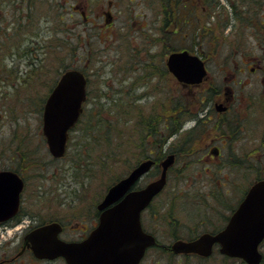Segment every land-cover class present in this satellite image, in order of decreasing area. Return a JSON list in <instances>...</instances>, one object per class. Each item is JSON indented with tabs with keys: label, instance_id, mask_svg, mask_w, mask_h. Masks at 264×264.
<instances>
[{
	"label": "rangeland",
	"instance_id": "374dc122",
	"mask_svg": "<svg viewBox=\"0 0 264 264\" xmlns=\"http://www.w3.org/2000/svg\"><path fill=\"white\" fill-rule=\"evenodd\" d=\"M111 1L114 3L115 21L108 25L105 11L110 10ZM153 1L157 3V0ZM19 6V15H14L13 0H0V170H15L17 163H22V167L24 164L26 189L35 194V206L44 217L73 212L77 196L79 216L95 209L114 180L126 175L128 166L141 159L144 150L140 145L153 141L154 133L147 131L154 124L155 128L161 125L154 117L164 112L163 125L167 124V115L171 114L168 112L170 96L176 93L175 89L186 103L189 98L183 95L198 94L204 85L185 87L168 74L158 75L153 82H157L160 90L157 87L154 96L130 102L119 96L127 91L124 78L135 62L146 64L147 69L160 67L173 45L186 46L207 58L210 78L222 83L224 76L231 77L233 73L238 76L236 65H240L239 58L230 54V48L256 45V41H261L264 36V33L256 36L255 30L250 29L238 34L237 24L233 25L235 22L221 31L220 26L227 19L226 12L220 14V21L216 20L219 27L215 33L206 38L207 29L199 30L201 35L198 36L194 34V24L187 23L183 24L186 28L182 30V33L186 30V34H172L170 29L176 27L160 28L163 15L152 6L151 0H79V11L76 0H30ZM81 9H84L87 20ZM203 20L202 15L200 22ZM37 41L48 44V48H42L41 44L36 48ZM36 58L40 59L37 67L33 63ZM227 58L229 63L225 64ZM68 67H83L92 79L91 100L85 103L87 110L82 116V124L92 127L100 118L106 131H110L101 135L100 131L94 130L97 143L93 157L87 158V153L81 157L78 155L77 163L71 154L77 149L78 139L82 148L85 147L82 130L71 131L70 154L60 159L51 155L43 133L46 98ZM246 74L248 72L239 76ZM197 108L196 105L194 111ZM192 115L191 112L185 115L186 121L204 113ZM209 115L204 116L205 131L197 141L207 136L203 143L208 142L218 132L208 125L212 123L210 118H214ZM194 123L190 121L186 125ZM90 138L95 140L92 136ZM82 148H79L80 154ZM202 148L191 156L180 157L187 165L181 167L182 173L178 177L169 179L165 190L146 212L148 228L157 235L161 244L149 249L142 264H179L184 255L171 256L172 253L164 246L171 245L178 238L176 236L190 238L223 223L224 216L229 215L242 198H219L221 203L216 209L208 207L203 197H192L186 190L179 192L180 188L184 189L186 178L198 179V183L208 179L209 175L203 170L212 164L200 161L207 152L206 147ZM114 151L117 157L111 161L108 155L115 156ZM86 160L91 163L89 168H85ZM215 176L220 178L219 174ZM149 177L145 179L149 181ZM252 181V176H244L243 189ZM262 247L264 249V244ZM215 251L205 264H238L233 259H222L218 248ZM188 263L195 264V259Z\"/></svg>",
	"mask_w": 264,
	"mask_h": 264
},
{
	"label": "flooded vegetation",
	"instance_id": "af4514ba",
	"mask_svg": "<svg viewBox=\"0 0 264 264\" xmlns=\"http://www.w3.org/2000/svg\"><path fill=\"white\" fill-rule=\"evenodd\" d=\"M76 1V9L79 11L81 8L79 6V0ZM26 2H30V0H13L15 5L14 15H19V5H24ZM254 3L257 5L259 3L264 4V0H254ZM113 6L114 3L111 1L110 10L105 11L108 25H112L115 21ZM107 13H110V21L107 20ZM81 14L83 16L85 15L84 9H81ZM28 16L29 14L27 17ZM16 18V20L19 21V17ZM85 19L87 20L86 15ZM161 25L160 28L163 29V24ZM142 28H146V26ZM258 31L259 32H255L256 36H260L264 33L262 30ZM262 38L261 41L259 39L256 41V45H238L230 48V54H235L236 57L239 58L238 62L240 65H236L238 76L234 73L231 77L224 76L222 83H217L216 78H210L208 61L204 56L208 68L207 78L204 79L202 83L198 84L180 81L169 69L167 60L170 53L173 51L189 49L185 47L172 49L168 52L165 62H162L160 67L152 66L147 69L146 64L135 62L133 66L129 68L127 76L124 78L128 88L127 91H124L125 95L120 94L119 98L123 97L124 99V97H126V100L130 102H139L142 98L155 95L157 87L159 88L160 86L157 85L156 81L153 82V80L158 75L164 76V67L167 69L166 73L168 77H172L177 83L185 87L204 84L198 94L183 95L187 96L189 100H187L184 105H180L182 106V112L179 111L180 106L178 101L180 98L179 93H177V88L175 89L176 93L170 96L171 103L168 110L171 111V114L167 115V124L165 126L163 125L165 117L163 114L164 112L162 113L161 111L162 114L158 116V122H160L161 125L156 127L155 131L150 132L154 133L152 142H144V144L140 145V148L142 146L144 150V154H142L141 159L137 161L134 167L148 158H153L155 163L151 170L146 173L131 190L141 188L147 184L148 179L145 178L148 175L150 176L154 170H157V174L149 178L153 179L158 177L163 169L161 163L169 154H175V162L169 167L166 186L170 178L178 177V175L182 173L181 167L187 165L185 160L182 161V159H180L181 155L176 151L179 147H187L189 145L182 141V137H184L190 129L197 127L195 113H204L203 116L199 117L202 122L204 121L205 115L211 114L214 117L212 118L211 115H209L212 123L206 122L208 125L212 126L213 129L218 131L215 132L217 136L214 135L210 137V140L204 143L203 141L207 136L201 137L199 141L192 144L193 151H188L184 154L186 156H191L199 152V149L202 148L201 146L205 144L204 147H206L207 152L205 156L200 158V161L210 163L215 165V167L212 168V165L205 167L203 171L207 172L209 177L204 182L198 183V179L192 180L186 178L182 186L184 189L180 188L179 192L183 193V191L186 190L192 197H203L204 201H207L206 204L208 207L214 206L216 209L221 203L219 198L227 199V197L231 196L237 199L242 197L238 204L231 209V213L226 215L227 217L224 216L225 220L221 228L227 224L231 214L246 196L249 189L256 182L264 179V36ZM192 52H194V50ZM231 59H234L233 55ZM228 63L227 58L225 64ZM81 70L87 77L88 100L91 96L90 87L92 85V79L86 70ZM245 72H248V74L239 76ZM140 88H142L143 91H139ZM196 105L198 108L194 111ZM190 112L195 118L186 121L185 115ZM181 113L184 117L179 119ZM160 117L162 118L161 120ZM190 121H194L195 123L191 126H187L186 123ZM148 143L151 146L150 152L146 151V149L149 148ZM204 147L202 149H204ZM179 162L184 163L179 164ZM217 174L220 175V178L215 176ZM244 176H252L253 178V181L245 190L243 189L242 183L244 181ZM215 182L217 185H215ZM23 186L17 211L5 219H0V264H68L64 256L53 258L38 256L32 248L31 240L27 239V237L39 227L57 222L60 224L59 238L68 242L82 241L91 234L100 222L101 210L98 208V204L101 200L91 212H85L79 216V196H77L78 201L76 202L73 212H65L62 215L44 217L43 213L35 206L37 201V199H35V194L28 192L26 189L27 181L25 179ZM165 188L158 195H160ZM47 191L51 192V190H46V192ZM153 201L141 213V222L146 231L150 230L146 223L145 215ZM222 203L224 204V202ZM212 228L214 227L206 231L217 232L221 229L214 230Z\"/></svg>",
	"mask_w": 264,
	"mask_h": 264
},
{
	"label": "water",
	"instance_id": "95a60500",
	"mask_svg": "<svg viewBox=\"0 0 264 264\" xmlns=\"http://www.w3.org/2000/svg\"><path fill=\"white\" fill-rule=\"evenodd\" d=\"M107 20H111L107 13ZM168 67L182 82L200 83L208 74L203 58L188 49L170 53ZM87 95V77L77 68L65 70L49 93L43 109V133L51 154L65 155L69 132L78 122ZM175 154L162 161V172L141 188L132 187L153 167L148 158L111 185L98 204L101 217L98 226L84 240L68 242L58 237L60 224L39 227L27 239L40 257L64 256L68 264H139L149 247L157 245L155 234L141 223L142 211L167 183L169 167ZM24 181L14 170H0V219L17 211ZM264 240V179L247 192L227 224L217 232H203L193 239H175L170 245L175 254H198L209 257L219 245L220 252L243 259L247 264H260Z\"/></svg>",
	"mask_w": 264,
	"mask_h": 264
},
{
	"label": "trees",
	"instance_id": "16d2710c",
	"mask_svg": "<svg viewBox=\"0 0 264 264\" xmlns=\"http://www.w3.org/2000/svg\"><path fill=\"white\" fill-rule=\"evenodd\" d=\"M148 1V0H147ZM190 2V3H189ZM152 6L159 11L162 15V21H163V27L168 30L170 29V27H176V28H172L170 29V33L172 34H177V33H182L183 28H186V25H183L184 23L192 25L194 24V31L198 36H200V31L199 30H206V35L204 36L205 38L209 35H212L215 33V29H217L219 27L216 26V20L220 21V14L223 13H227V19L221 24L220 26V30L223 31L226 27L230 26L232 24V22L234 24H237L236 26V31L238 32V34L240 33H244V29H250L255 30V32H259L258 30H262L264 32V4L263 3H259L258 5L254 3V0H194V2L191 0H162L159 1L157 0V3L154 2L153 0H151ZM202 15L204 16L205 20H203V22H200V18L202 17ZM63 18H61L62 20ZM202 24V25H201ZM209 25V26H208ZM232 25V26H233ZM202 26V27H201ZM188 30V29H187ZM59 31H57L58 34ZM6 33V32H4ZM188 33V31H187ZM186 34V30L183 31L182 35ZM213 37V36H211ZM79 38V37H78ZM212 41V38L210 40V42ZM68 42V41H66ZM41 43L39 41H37V46L36 48L40 45ZM63 44V43H62ZM61 44V45H62ZM70 44V43H68ZM67 45V44H65ZM48 44H41L42 48H48ZM51 46V45H50ZM59 46V45H58ZM74 49H76L75 47H73ZM173 49H178V48H182L181 47H176L173 45V47H171ZM185 48H189L190 47H186ZM192 50V49H191ZM37 61H33V63L35 64V66L37 67V63L38 61H40V59L38 60V58H36ZM88 59V58H87ZM64 61V59H63ZM87 60H85L86 62ZM70 68H78V67H70ZM80 69H84L83 67H79ZM164 73L167 75L166 73V67H164ZM69 69L66 68V70ZM164 74V75H165ZM182 99H179L178 104L180 105H184L185 102H183ZM86 105V104H85ZM86 106L84 107V111L78 121V123L76 124V126L72 129L75 130H82V136L85 135V140L84 145L85 147L82 148V145L79 144V139H78V143L77 144V149L76 147L74 148L75 152L73 154H71V157L74 159L73 161H75L77 163L78 160V155H80L79 157L83 156L85 153H87V158H92L93 157V151L96 149V135L93 136L94 130H98L100 131L101 135H106L107 131L108 133H110L109 130L106 131V127L104 125V122L102 120H100V118L97 119L96 124H94L92 127H89L84 124H82L83 120H82V116L85 114L86 110L85 109ZM180 112H182V106H180L179 109ZM168 112H171L170 110H168ZM182 115V113H181ZM195 115H197V113H195ZM196 120H197V127L190 129L184 137H182V141L185 143H188L189 145L187 147L182 146L176 149V151L179 152V155L182 156H186L184 153L188 152V151H193V146L192 144L197 142V138H199V135L203 134V130L206 127V125H203V122L201 121V119L199 118V116H196ZM154 119H158V116L154 117ZM181 119V116L180 118ZM155 126L156 124H154L152 126V128L150 129V131L148 130L147 132L150 133L152 131L155 130ZM201 128V129H199ZM205 131V130H204ZM103 132V133H102ZM153 134V133H150ZM90 136L93 137V139H95L94 141L91 140ZM71 139L69 140V151L67 152V156H69V152H70V146H71ZM82 140V139H81ZM148 145L150 146V144L148 143ZM151 147V146H150ZM82 148V152L80 154V149ZM146 151L150 152L149 148L146 149ZM111 152V151H110ZM109 152V153H110ZM115 156H110V160L112 161L113 158L117 157L116 156V152L114 151ZM85 156V155H84ZM86 157L83 158V160H85ZM81 159V158H80ZM86 162L88 163L87 165H85V168H89L91 163H89L90 161L86 160ZM107 164V163H106ZM18 166H14L13 169H15L18 173L21 174V176H24V164L22 167V163H17ZM135 164L133 165H129L128 166V172L134 167ZM12 168V165H11ZM127 172V173H128ZM126 173V174H127ZM155 174H157V170H154L150 176L153 177ZM123 176L118 177L116 180H114V182H116L118 179H120ZM113 182V183H114ZM112 183V184H113ZM227 217V216H225ZM222 223L215 226L214 230L219 229L222 227ZM209 230V229H208ZM199 233H197L196 235L190 237V238H185L183 236H180L181 238H185V239H192L196 236H198ZM179 238V236H176ZM161 243L158 240V244L156 246H159ZM264 244V243H263ZM262 244V246H263ZM167 250H169L172 254L171 256H175L177 254L173 253L170 248L169 245L164 246ZM263 248V247H262ZM148 253V252H147ZM165 253V252H164ZM216 251L213 253L212 256L210 257H202L199 256L197 254H186L184 255L182 261H180L179 264H189L188 262H190L192 259H195V264H205L207 261H209L211 259V257H213L215 255ZM262 253H263V259L261 264H264V249H262ZM218 254L221 255L222 259L225 260H235L238 262V264H247L245 261L238 259V258H232V257H228L226 255L221 254L218 251ZM187 262V263H185Z\"/></svg>",
	"mask_w": 264,
	"mask_h": 264
}]
</instances>
